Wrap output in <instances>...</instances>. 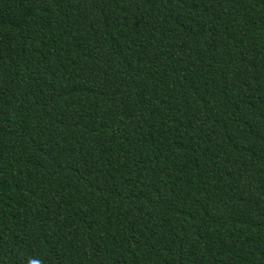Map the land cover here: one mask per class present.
I'll list each match as a JSON object with an SVG mask.
<instances>
[{"label": "trees", "instance_id": "obj_1", "mask_svg": "<svg viewBox=\"0 0 264 264\" xmlns=\"http://www.w3.org/2000/svg\"><path fill=\"white\" fill-rule=\"evenodd\" d=\"M0 264H264V0H0Z\"/></svg>", "mask_w": 264, "mask_h": 264}]
</instances>
